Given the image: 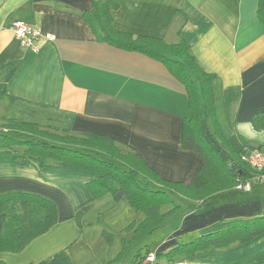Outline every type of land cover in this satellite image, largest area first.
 <instances>
[{"label": "crops", "instance_id": "0c3cea01", "mask_svg": "<svg viewBox=\"0 0 264 264\" xmlns=\"http://www.w3.org/2000/svg\"><path fill=\"white\" fill-rule=\"evenodd\" d=\"M113 1L116 30L168 43L184 41L199 67L212 75L215 113L230 144L240 152L255 147L264 152V129L255 130L251 123L264 111V24L257 16L258 0ZM90 4L91 0H0V67L15 64L0 92V119L56 121L73 133L113 138L161 178L189 184L203 159L181 148L183 120L190 114L183 85L162 63L98 42L82 16ZM13 21L40 31L36 50L21 45L10 28ZM197 91L202 121L208 125L201 88ZM94 177L84 169L39 167L31 161L19 165L0 151V194L36 193L52 200L58 210L57 222L48 231L20 252H0V261L106 264L113 260L121 248L108 257L110 249L101 235L86 231L93 222L85 220L84 227L75 220L80 209L89 208L83 213L87 218L92 209L100 213L109 205L107 194L95 198L87 188ZM250 184L249 191L234 186L199 202L178 199L179 212L164 224V236L155 240L154 249L145 245L141 252H162L173 243L217 230L222 220L264 214V182L256 179ZM126 234L129 238L124 239H130L131 232ZM135 254L133 264H144ZM157 260L160 264L262 261L264 232L247 242L173 263Z\"/></svg>", "mask_w": 264, "mask_h": 264}, {"label": "trees", "instance_id": "16d2710c", "mask_svg": "<svg viewBox=\"0 0 264 264\" xmlns=\"http://www.w3.org/2000/svg\"><path fill=\"white\" fill-rule=\"evenodd\" d=\"M115 7L113 0H91L90 7L82 12V16L98 42L138 52L162 63L183 85L190 114L183 120L181 148L203 159L201 168L189 184L161 178L137 153L125 149L113 138L94 133H73L60 125H55L60 132L58 128L50 131L48 125L22 118L0 119V151L10 154L16 164L31 161L39 167L89 170L95 173V177L87 182V188L95 198L110 194L115 202L126 199L134 210L144 214L142 221H131L122 229L131 232V238H122L121 251L106 264H117L123 257L124 247L143 239L179 212L180 205L172 194L199 202L264 174L263 170H255L244 163L240 159L242 152L233 147L223 133L215 113L210 86L212 75L199 67L189 46L182 40L168 43L159 37L116 30L111 13ZM257 16L264 24V0H258ZM14 70L13 62L1 65L0 92ZM198 88H201L207 107L208 125L202 121ZM251 123L255 130L264 129V111L255 114ZM230 163L234 170L229 167ZM83 210L75 213L78 225L81 224ZM57 219V206L47 197L25 191L1 193L0 252L22 251L33 239L48 231ZM262 232L264 214L222 220L217 230L189 241L173 243L154 255L156 259L163 258L167 263H173L179 258L247 242ZM106 235L107 242H110L111 238ZM149 253L138 249L135 256L142 259ZM250 264H264V260Z\"/></svg>", "mask_w": 264, "mask_h": 264}, {"label": "rangeland", "instance_id": "374dc122", "mask_svg": "<svg viewBox=\"0 0 264 264\" xmlns=\"http://www.w3.org/2000/svg\"><path fill=\"white\" fill-rule=\"evenodd\" d=\"M25 120H32V119L25 118ZM41 124H43V126L48 125L47 127H48V130L50 131L57 130L58 126L56 128L55 125L61 126V124L56 121L41 122ZM60 131L61 130H59V132ZM172 195L176 202H178L177 200L180 198L184 199L178 196L177 194H172ZM105 198H108L109 205L105 207L103 210H100V213L96 209L95 210L92 209L88 213V217L86 216L87 218L85 217L83 218V215L86 214V213L85 214L83 213L86 212L89 208L84 209L82 214L80 215V223L84 225L85 227L87 224L85 223V220H88V222H93L92 225L86 229V231H88L92 236L101 235L102 237L101 239H103V243L105 244V247L107 249H110L107 255L109 257L111 256L112 253L113 255H115V250L117 253L119 252L120 250L119 248H121L123 245L122 238H129L128 234H126V232L122 230L124 226L131 221H135L137 223L142 221L144 218V214L140 211L134 210L126 201L123 202L124 199L118 202H115L110 194H107ZM163 226L154 229L150 234L146 235V237H144L142 241L135 242L132 244L130 243L128 247H124L126 249H124L123 251V257L121 261H119L117 264H133L134 254L136 250L138 249L144 250L145 245L147 248L149 247L150 249H154L155 240L164 236L165 234L164 229H167L166 227L163 228ZM105 233L107 234L106 235L107 238H111L110 242H107L104 236ZM110 234H111V237H110ZM104 253L105 251H103V254Z\"/></svg>", "mask_w": 264, "mask_h": 264}, {"label": "built area", "instance_id": "2783aa9c", "mask_svg": "<svg viewBox=\"0 0 264 264\" xmlns=\"http://www.w3.org/2000/svg\"><path fill=\"white\" fill-rule=\"evenodd\" d=\"M10 28L14 32L15 37L20 40L23 47L36 50L35 41L41 36L38 29L31 28L21 21H13ZM45 37L48 39L52 38L51 35L48 34L45 35ZM240 159L249 167L258 171H264V152L261 149H248L247 151L241 153ZM256 179L264 181V174L252 177L243 183H238L236 188L249 191L251 189V180ZM141 260L144 264H160L153 253L145 255Z\"/></svg>", "mask_w": 264, "mask_h": 264}, {"label": "water", "instance_id": "95a60500", "mask_svg": "<svg viewBox=\"0 0 264 264\" xmlns=\"http://www.w3.org/2000/svg\"><path fill=\"white\" fill-rule=\"evenodd\" d=\"M229 167L232 169V170H234L235 168L233 167V164H229ZM240 171H238V173H239Z\"/></svg>", "mask_w": 264, "mask_h": 264}]
</instances>
